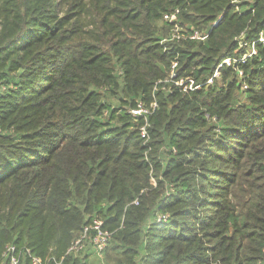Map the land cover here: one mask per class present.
<instances>
[{
  "label": "trees",
  "instance_id": "1",
  "mask_svg": "<svg viewBox=\"0 0 264 264\" xmlns=\"http://www.w3.org/2000/svg\"><path fill=\"white\" fill-rule=\"evenodd\" d=\"M232 1L0 0V257L97 219L106 264H264V0Z\"/></svg>",
  "mask_w": 264,
  "mask_h": 264
},
{
  "label": "built area",
  "instance_id": "2",
  "mask_svg": "<svg viewBox=\"0 0 264 264\" xmlns=\"http://www.w3.org/2000/svg\"><path fill=\"white\" fill-rule=\"evenodd\" d=\"M239 0H233L232 3H237ZM250 2L251 0H246ZM179 10L175 9L169 14L163 15V21L168 22L171 24V31H175L177 34H173L172 36L176 37H183L184 39H189L192 41H198L203 39V35L201 32L197 30H186L182 31L183 33H180V25H179ZM181 34V36H178ZM258 42L264 43V34H260L258 39ZM254 41L251 42L248 51L245 55L240 57L239 59L235 58H226L224 59L218 66L221 67L222 65L231 66L232 64H235L236 62H242L247 57L255 54V48H254ZM177 63L176 61H172L171 63V70H170V77H172L174 69L176 67ZM218 68L213 73L212 78L218 77ZM240 75L241 73L238 72ZM189 84L188 87L191 89L193 85L192 80H188ZM211 80L208 81L210 83ZM177 84H180V82H177ZM197 88V87H195ZM245 88V87H243ZM155 103H151L148 106H146L143 103H137L135 108L130 110V114L132 117H142L143 124L139 127V136L143 141L148 140V131L147 128L148 125V116L154 111ZM136 204V201L134 202ZM111 233L107 230H104L102 228V224L100 220L94 219L89 226H86L81 234L73 241V243L67 248L66 252L64 253L63 257L57 261L53 256L46 257L45 259H41L35 255H33L30 251V249L26 247H20L16 248L14 245H7L4 249V251L1 254L0 264H21L22 260L26 258L30 264H47L49 262H53L55 264H60L62 259L65 256L72 255V256H78L83 254L85 248L88 246L92 253H94L99 258H102L104 249L107 246L108 241L110 240Z\"/></svg>",
  "mask_w": 264,
  "mask_h": 264
},
{
  "label": "rangeland",
  "instance_id": "3",
  "mask_svg": "<svg viewBox=\"0 0 264 264\" xmlns=\"http://www.w3.org/2000/svg\"><path fill=\"white\" fill-rule=\"evenodd\" d=\"M184 29H185V27H182L180 29V31H182ZM171 34H177V33H175V31H171ZM178 36H181V34H179ZM83 253L84 254H87L88 253L87 264H106L105 261H104V259H103L104 256H102V258H99L94 253H92V251L90 250V248L88 246L85 248V250H84Z\"/></svg>",
  "mask_w": 264,
  "mask_h": 264
}]
</instances>
